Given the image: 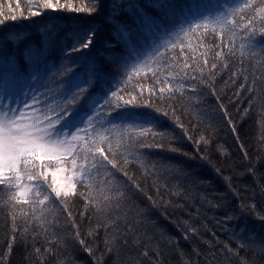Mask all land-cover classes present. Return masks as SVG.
<instances>
[{
	"label": "trees",
	"instance_id": "obj_1",
	"mask_svg": "<svg viewBox=\"0 0 264 264\" xmlns=\"http://www.w3.org/2000/svg\"><path fill=\"white\" fill-rule=\"evenodd\" d=\"M37 2L38 0H0V19L9 18L0 27V36L11 31H24L39 44L41 28L52 25L58 30L55 47L46 58L47 74L42 73L38 81L31 82L41 92L47 91V99L41 97L38 105L33 104L32 100L29 102L32 105L28 107L30 120L34 116H39L41 120L47 116L55 121L60 107L65 104L82 114H91L93 101L104 97V90L110 87L108 80L120 76L115 65L101 55L104 42L112 38L113 30L105 19L107 0L100 13L93 16L68 10H45L41 16L25 19L30 12L38 10ZM67 3L74 7L85 6L87 0H60V4ZM234 3L235 0H171L172 14L163 20V24L171 28L181 19L208 12L215 13L219 7L226 8ZM153 15L159 14L153 12ZM253 15L264 16V0H256L255 9L249 8L236 16H229L226 25L209 22L207 28L189 31L180 37L183 46L177 41L175 50L169 47L159 65L153 63L151 69L140 67L138 75L130 72L124 77L128 82L118 85V95H122L124 99L136 97V102L142 103L139 95L142 93L144 99L150 98L153 109H159V113H153L158 123V127L153 129L154 134L145 133L140 136L137 133L141 129L124 127L109 133L105 130L109 127L108 124H97L96 131L87 139L86 146L93 152L97 147L102 148L110 160H114L120 169L128 173V177H116L119 183L126 181L131 184L135 180L141 183L144 193L152 195L154 199L156 195L153 184L160 187L164 193L163 199L171 205L166 210L167 218L161 214L165 212V208H150L146 196L137 193L131 196L128 206L136 205L148 212L146 217H142L145 223L139 224L135 229L139 242L134 244L135 237L129 236L125 243L120 231L106 233L105 225L111 223V220H106L102 213L97 212L96 204L86 199L89 195H99L95 187L97 183L107 179L104 170L100 171L99 180L93 181L91 190L76 184L73 192L63 198L62 207L49 205L43 210L38 208L34 215L30 201L25 202L28 201V196L14 202L16 206L13 207L8 195L0 193V259L4 264H94L93 256L73 239L77 230L81 238L87 237L89 232L93 233L94 238H88V243L90 247L98 249L95 256L102 259V264H240L241 259L247 260L248 264H264V251H261L264 248V222L256 218L264 215V194L261 193V188H264V50L251 47L242 30V26ZM12 16H16L17 20L12 21ZM119 19L136 28L127 13H122ZM232 21H237L241 27L232 28ZM90 26L98 30L94 46L81 52H72L62 60V52H71L75 45L74 34L84 32ZM262 27L264 25L256 24V32ZM205 32L209 34L205 35ZM260 42L264 44V40ZM241 44L244 45L243 48ZM189 45L194 52H190ZM229 48L233 49L234 54L228 52ZM9 51H12L11 45ZM116 51L123 53V46L118 45ZM215 52L220 55L216 56ZM193 55L200 59L194 60ZM185 57L188 59L185 60ZM204 59L208 61L206 65L203 63ZM93 61L108 73V77L95 81L88 93L78 98L73 95L74 86L88 78V69ZM177 62L189 65L188 73L196 77L195 91L189 90L193 86L189 81L184 82V90H180V84L171 78L165 82L170 72L175 76ZM165 63L169 67L165 68ZM61 64L73 67L72 73L64 77L63 85L59 83L58 76H53ZM213 64L216 65L215 68H212ZM157 68L158 79H152V73ZM18 70L24 75L32 71L22 58L19 59ZM9 87L24 88L27 91L29 82L11 79ZM160 88L165 89L163 98L159 95ZM110 96L111 92H107V97ZM99 104H103V99H99ZM49 107L51 111L48 110ZM36 108H39L38 112L35 111ZM165 112L167 116L161 114ZM100 115L103 116L104 113L101 112ZM111 119L116 120V117ZM233 126L235 132L232 131ZM104 136H108L111 143L103 141L101 137ZM189 136L191 140L188 139ZM201 137L210 143L206 148L201 144L198 151L211 157V166L196 155L195 142L200 141ZM133 141H142L143 148L138 151L139 145H134ZM118 143H123L124 146L118 147ZM172 148L192 154L195 158L190 159L189 156L173 152L170 150ZM222 152L228 155L223 156ZM244 152H247V159ZM137 155L141 157L139 162L135 158ZM70 164L49 165L46 169L49 183L54 184L49 170ZM153 165L156 175L145 178V172L152 169ZM215 167L222 169L220 175L214 171ZM176 168L180 169L179 173ZM249 168L254 170L250 173ZM228 176L232 178L231 185L238 196L233 194L226 183L224 177ZM75 180L76 176L73 175V183ZM165 187L180 195H169L164 191ZM241 204H254L255 211L242 212ZM177 205L183 207H176ZM41 216L43 220L40 219ZM227 216L238 219L225 222ZM184 221L198 229L188 239L182 235ZM241 229L242 235L233 237V233H240ZM161 233L177 239L178 245L169 246L161 240ZM106 239L110 252L105 248ZM239 243L254 246L240 248L238 257H233L224 247L228 245L235 251ZM145 252L146 256L143 255Z\"/></svg>",
	"mask_w": 264,
	"mask_h": 264
},
{
	"label": "snow or ice",
	"instance_id": "obj_2",
	"mask_svg": "<svg viewBox=\"0 0 264 264\" xmlns=\"http://www.w3.org/2000/svg\"><path fill=\"white\" fill-rule=\"evenodd\" d=\"M255 3L256 0H235L233 5L226 8L221 6L215 13L208 12L200 16L181 19L169 28L163 24V20L172 14L171 0H107L108 11L105 19L107 23L112 25L113 30L111 33L112 38L104 42V51L101 55L115 65L120 72V76L119 78L111 77L108 80L110 87L104 90L105 96L99 98L103 99V104H99V99L93 101L90 110L91 114H82L74 107H69L65 104L60 107L55 121L47 116L43 120L39 116H34L30 122L26 121L23 119L25 113L21 105L28 108L32 107V105L28 104L29 99L36 105L41 102V97H44L45 100L47 99V91L41 92L31 82L38 81L42 73L47 74L46 58L55 47L57 28L52 25L41 28L39 30L41 34L39 44L30 39L24 31H11L0 36V193L8 195V200L13 202V207L16 206L14 202L28 196V201L25 202L28 203L30 201V207L33 209L34 215L38 208L43 210L48 208L49 205L62 207L63 198L68 197L73 192L76 184L88 187L91 190L93 181L99 180V173L104 170L107 179L100 181L95 187V191L99 195L97 197L89 195L86 199L90 203L96 204L97 212L102 213L106 220H111V223L105 225L104 230L106 233L113 230L120 231L125 243L129 236L135 237L133 239L134 244L138 243L139 237H136L135 229L139 224L145 223L142 217H146L148 212L146 209H140L136 205L129 207L128 202L131 196L137 193L144 194L149 201L150 208L157 210L161 207L165 208V212L161 213L165 215V218H167V207L171 206L170 202L163 199L164 193L161 192L160 187H157L155 183L153 188L155 189L156 199L152 195L144 193L141 183L135 180L131 184L126 181L123 184L119 183L116 177L118 175L121 178L128 177V173L120 169L114 160H110L102 148L97 147L95 152H93L90 147L86 146L87 139L92 132L96 131L97 124L101 126L108 124L109 127L105 130L109 133L116 132L121 127L141 129L137 133L140 136L145 135V133H153V129L158 127L157 117L153 113H159V109H153L150 98L144 99L142 93L139 94L141 95L142 103H137L136 97L124 99L122 95H118V85L128 82L124 77L128 76L130 72L138 75L140 67L151 69L153 63L159 65L161 58L165 56L169 47L175 50L177 41L183 46V41L180 37L186 35L189 31L194 32L202 27L207 28L209 22L226 25L228 24L229 16H236L240 11L249 8L255 9ZM104 7L105 0H87L85 6L76 7L71 3L60 4V0H56L55 3L53 0H38V10L30 12L29 17H25V19L41 16L45 10H68L77 13L83 12L93 16L99 14ZM153 12L159 15L154 16ZM122 13H127L132 18V23L136 25V28H132L131 24L119 19ZM8 19V17L0 19V27L4 26ZM11 20L15 21L17 17L12 16ZM256 24L264 25V16L257 17L253 15L248 23L242 26L245 34L244 38L251 47H259L264 50V44L260 42L264 40V27L260 28L257 33L255 30ZM231 25L232 28L241 27L237 21H232ZM97 31L96 28L90 26L84 32L75 33V45L71 52L67 50L62 52V60L70 56L72 52H81L92 48L96 42ZM208 34L205 32V35ZM9 45L12 46V51H9ZM118 45L123 46V53L116 51ZM243 47L244 45L241 44V48ZM189 50L194 52L190 45ZM228 52L234 54L232 48H229ZM215 55L219 56L220 53L215 52ZM21 58L32 69L27 75L22 74L18 70V63ZM192 58L197 61L200 59V57L195 55ZM187 59L188 57H185V60ZM203 63L206 65L208 63L207 59H204ZM164 67H169V65L165 63ZM215 67L216 65L213 64L212 68ZM188 68L189 65L187 63L181 65L177 62L175 64V76L170 72L168 77L165 78V82L168 78H171L180 84V90H184V82L189 81L193 85L189 90L195 91L197 87L195 83L196 77L188 73ZM72 71L73 67L71 65L65 67L61 64L56 69V72L53 73V76H58L60 78L59 83L63 85L64 77L69 76ZM157 71H159V68L153 71L152 79H158ZM200 71L203 72V69ZM88 73L87 79L74 86V96L78 98L85 96L89 88L94 86L95 81L108 77V73L98 67L95 61L91 62ZM11 79L27 80L29 82L28 90L13 97L8 91ZM83 85H87V87ZM169 91H171L170 88ZM107 92H111L110 97H107ZM164 93L165 89L160 88L159 95L161 98H163ZM5 100H7V103H5ZM48 110L51 111L52 109L49 107ZM35 111L38 112L39 108H36ZM101 112L104 113L103 116L100 115ZM161 114L167 116L166 112ZM246 114L247 110H245ZM225 115L227 116V113ZM113 116L116 117V120L111 119ZM228 122L229 124L232 123L230 119ZM80 125H84V127H80ZM180 127L183 128V125H180ZM232 131H236L234 126ZM80 133H83V135H80ZM101 139L111 143L108 136L101 137ZM129 139L132 138L130 137ZM188 139L191 140V137L189 136ZM195 143L197 147L196 155H199L200 159L205 160L211 166V157L198 151L201 144L206 148L210 141L201 137V140ZM133 144L139 145L138 151L143 148L142 141H133ZM120 146H124L123 143H118V147ZM157 147H160V145H157ZM241 148L243 149V145H241ZM170 150L189 156L190 159L195 158L194 155L180 152L176 148ZM217 151H220V149H217ZM109 153H111V148H109ZM129 154L131 155L132 153ZM221 155L227 156L228 154L222 152ZM244 156L245 159L248 158L247 152H244ZM135 158L138 162L141 160L139 155ZM69 162L72 165L73 175L76 176L75 183L63 187H57L53 183H49L46 178L48 166L53 163L58 165ZM127 162V157H125V163ZM154 169L155 165L152 166V169L147 170L145 178L156 175ZM57 170L62 171L63 169L58 168ZM253 170V168H249L248 172L251 173ZM176 171L179 173L180 169L176 168ZM214 171L217 175H220L222 169L215 167ZM224 179L229 184L233 194L238 196V192L231 185L232 178L228 176L224 177ZM164 191L174 197L180 195L179 192H172L167 187L164 188ZM105 193H111V195H106ZM261 193L264 194V188H261ZM79 195L83 196L84 194L79 193ZM215 206L218 207L219 205ZM176 207L183 206L177 205ZM240 209L242 212L247 210L254 212L255 205L241 204ZM130 213L131 215H129ZM25 215L27 216V214ZM68 215H71V213H68ZM80 215L84 216V213ZM234 218L238 219V217L227 216L225 222H229ZM256 218L264 222V215H258ZM40 219L43 220V216ZM178 230H180L179 226ZM197 232L198 229L193 227L188 221L183 222L182 235L185 239ZM242 233L243 229L240 230V233H233V237H238ZM160 236L161 240L169 246L178 245L177 239L167 237L163 233ZM88 238H94L93 233L89 232L87 237L81 238L80 232L77 230L73 236V239L79 243L84 251L93 256L94 264H102V259L95 256V252L98 249L89 246ZM149 239L151 238L149 237ZM252 239L254 240V237ZM253 246L252 244L239 243L235 251L228 245L224 247L233 257H238L240 248H252ZM105 248L108 252L111 251L107 239L105 240ZM261 251H264V248H261ZM143 255L146 256L147 252L143 253ZM0 264H4L2 259H0ZM240 264H248V262L241 259Z\"/></svg>",
	"mask_w": 264,
	"mask_h": 264
},
{
	"label": "rangeland",
	"instance_id": "obj_3",
	"mask_svg": "<svg viewBox=\"0 0 264 264\" xmlns=\"http://www.w3.org/2000/svg\"><path fill=\"white\" fill-rule=\"evenodd\" d=\"M8 91L13 97H16L21 92H23L25 90H24V88H19V87H16V88L8 87ZM30 101H31V99L28 100V104H29ZM5 103H7V100H5ZM21 108H22V110L25 113L23 119H25L26 121L30 122L31 121L30 120L31 116H30V113H29L30 112L29 108H25L24 105H21ZM59 169H63V170L62 171H58L57 169L49 170V172H50V174L52 176L54 185L57 186V187H63L65 185L72 184L73 183L72 165L70 164V165H66V166H63V167H59Z\"/></svg>",
	"mask_w": 264,
	"mask_h": 264
}]
</instances>
